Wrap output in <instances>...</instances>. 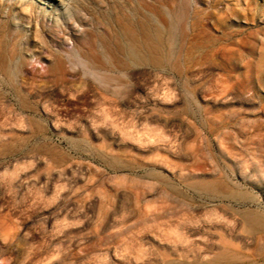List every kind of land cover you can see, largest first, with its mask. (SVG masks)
I'll list each match as a JSON object with an SVG mask.
<instances>
[{"label":"rangeland","instance_id":"1","mask_svg":"<svg viewBox=\"0 0 264 264\" xmlns=\"http://www.w3.org/2000/svg\"><path fill=\"white\" fill-rule=\"evenodd\" d=\"M151 1L0 0L5 58L23 63L15 80L0 75V247L19 228L78 240L79 264L207 263L226 238L215 226L264 214V0H191L219 23L205 20L210 55L196 49L193 78L183 62L124 59L111 84L72 76L70 55L115 2L132 15L152 14ZM57 51L68 60L59 79ZM201 180L222 182V194L198 191ZM242 235L240 252L264 264L259 235Z\"/></svg>","mask_w":264,"mask_h":264},{"label":"bare ground","instance_id":"2","mask_svg":"<svg viewBox=\"0 0 264 264\" xmlns=\"http://www.w3.org/2000/svg\"><path fill=\"white\" fill-rule=\"evenodd\" d=\"M147 6L152 9V14L141 13L137 9L131 15L123 12V3L115 2L111 10L104 14L103 21L99 19L94 23V27L86 29L87 38L79 43L80 55H70L74 66L72 76L83 79L84 86L88 88H92L90 76L101 83L111 84L122 78L124 59L126 62L138 65L162 63L178 66L183 62L187 67V75L193 78L197 59L196 49L201 54L200 61L208 59L210 55L205 41L207 33L205 20L215 19V24L218 26L217 15L206 14L194 8L191 0H152ZM34 7L33 1L28 2L23 7V11L31 12L30 8L34 9ZM99 24L103 26L102 31L99 29ZM7 25V23L0 24V75L15 80L22 75L23 63L19 61V64L17 55L13 53L5 58L8 42L3 31ZM37 36L36 32L33 40ZM212 51L217 57L223 50L215 45ZM49 61L51 62L49 71L53 77L65 72L68 60L61 51L54 53ZM99 89L103 94H112L107 86ZM222 186V182L218 180H201L193 183L195 189L208 195L218 194ZM228 196L234 199L249 197L246 193L237 190L228 191ZM241 216V223L235 227H225V225L214 227L215 230L224 232L226 238H222L224 243L218 250L212 249L215 250L214 255L207 263L196 260L190 263L174 261L166 264H253L247 254L240 252L242 249L249 250V241L242 234L259 235L258 244L261 243L264 248V214L246 210ZM21 233L18 228L17 232L7 238L8 244L0 247V259H3L0 264H79L82 246L78 240L71 239L69 245L62 238L53 239L48 243L38 237L26 238V235ZM23 241L30 246L22 247ZM7 254L13 257L8 262H4V256ZM261 256L264 258V251ZM204 257L201 255L199 259ZM20 259L26 262L22 263Z\"/></svg>","mask_w":264,"mask_h":264}]
</instances>
